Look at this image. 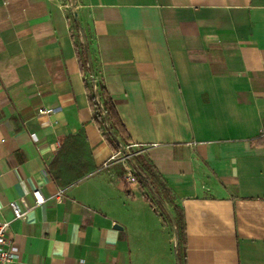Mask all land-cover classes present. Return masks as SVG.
<instances>
[{
	"label": "crops",
	"instance_id": "obj_1",
	"mask_svg": "<svg viewBox=\"0 0 264 264\" xmlns=\"http://www.w3.org/2000/svg\"><path fill=\"white\" fill-rule=\"evenodd\" d=\"M72 19L184 211L186 264H264V0H0V221L18 264H174L144 188L129 198L104 167L117 152L93 120ZM81 130L96 170L60 187L50 166ZM36 190L46 202L15 220L10 204L34 206Z\"/></svg>",
	"mask_w": 264,
	"mask_h": 264
},
{
	"label": "trees",
	"instance_id": "obj_2",
	"mask_svg": "<svg viewBox=\"0 0 264 264\" xmlns=\"http://www.w3.org/2000/svg\"><path fill=\"white\" fill-rule=\"evenodd\" d=\"M72 30L78 65L84 76L85 90L93 113V120L110 147L118 152L121 149L118 142L129 145L132 139L106 88L99 67L92 58L88 37L74 19H72ZM134 162L138 168V173L135 174L137 183L144 189H149L161 209L171 210V223L176 227L178 236L177 261L178 264H186L185 217L182 207L177 203V199L164 177L148 157L138 155L134 158ZM112 166L117 175V185L129 198H134L131 184L126 181L127 172L125 169L121 165ZM93 170H96V166L88 146L85 130H81L75 135H69L64 140L50 166L52 177L63 188L79 183ZM144 197L149 200L147 194ZM150 204L152 206L151 202Z\"/></svg>",
	"mask_w": 264,
	"mask_h": 264
},
{
	"label": "built area",
	"instance_id": "obj_3",
	"mask_svg": "<svg viewBox=\"0 0 264 264\" xmlns=\"http://www.w3.org/2000/svg\"><path fill=\"white\" fill-rule=\"evenodd\" d=\"M54 112V109L50 108H39L38 114L40 116L49 115ZM121 146V149L115 154L112 155L109 160L104 164L105 168H108L115 163H119L127 172L126 181L131 184L137 183V179L135 174L138 173V168L136 163L134 162V158L138 155H142L143 151L140 145L137 144H129L123 145L118 142ZM64 193L63 190L58 192V196H61ZM33 196L35 198V205L30 206L25 201H23V205H17L16 203H11V209L14 214L15 220H20L26 217L28 211L42 205L46 202V199L41 195L39 190L33 192ZM1 212V206H0ZM12 221H0V264H18L20 261V253L16 251L10 242L9 233L11 231Z\"/></svg>",
	"mask_w": 264,
	"mask_h": 264
},
{
	"label": "rangeland",
	"instance_id": "obj_4",
	"mask_svg": "<svg viewBox=\"0 0 264 264\" xmlns=\"http://www.w3.org/2000/svg\"><path fill=\"white\" fill-rule=\"evenodd\" d=\"M146 194L148 195V198L151 203L152 206L154 207V210L162 217L164 223L168 226V231L171 232V234L175 237L176 241H177V230L176 227L174 225H172L171 223V210H164L161 209L157 203L155 202V199L153 198L151 192L149 191V189H144ZM176 244L174 246L171 247V258L174 262V264H178L177 262V251H176ZM170 255V254H169Z\"/></svg>",
	"mask_w": 264,
	"mask_h": 264
},
{
	"label": "clouds",
	"instance_id": "obj_5",
	"mask_svg": "<svg viewBox=\"0 0 264 264\" xmlns=\"http://www.w3.org/2000/svg\"><path fill=\"white\" fill-rule=\"evenodd\" d=\"M110 242L113 243V244L116 242V235L115 234H113L112 239L110 240Z\"/></svg>",
	"mask_w": 264,
	"mask_h": 264
},
{
	"label": "water",
	"instance_id": "obj_6",
	"mask_svg": "<svg viewBox=\"0 0 264 264\" xmlns=\"http://www.w3.org/2000/svg\"><path fill=\"white\" fill-rule=\"evenodd\" d=\"M74 15H75V14H74ZM95 83H96V82H95ZM116 228H119V229H120L121 227H119V226L117 225ZM176 246L178 247V236H177ZM177 247H176V248H177Z\"/></svg>",
	"mask_w": 264,
	"mask_h": 264
}]
</instances>
